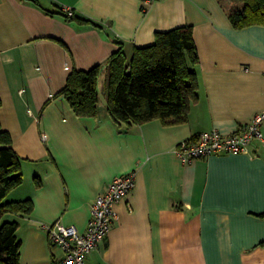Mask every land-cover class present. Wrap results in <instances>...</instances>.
I'll return each mask as SVG.
<instances>
[{"label":"crops","instance_id":"1","mask_svg":"<svg viewBox=\"0 0 264 264\" xmlns=\"http://www.w3.org/2000/svg\"><path fill=\"white\" fill-rule=\"evenodd\" d=\"M228 0H0V126L21 160L22 183L5 202L30 199L16 221L19 264H53L63 250L48 226L86 228L90 206L117 175L135 186L84 264H264V143L248 153L182 163L176 146L199 133H232L264 109V25L236 28ZM70 7L76 18L57 13ZM190 25L197 98L182 122L118 124L107 112L76 115L57 94L73 70L129 59L155 32ZM264 133V122L261 125Z\"/></svg>","mask_w":264,"mask_h":264},{"label":"trees","instance_id":"2","mask_svg":"<svg viewBox=\"0 0 264 264\" xmlns=\"http://www.w3.org/2000/svg\"><path fill=\"white\" fill-rule=\"evenodd\" d=\"M228 2L227 14L234 27L264 25V0ZM57 13L68 20L100 26L92 20L76 18L75 14L68 17L61 9ZM197 64L192 26H177L155 32L154 42L135 47L129 59L120 47L103 64L88 70L73 69L57 94L66 97L76 115L96 116L98 79L104 72L107 112L118 124H142L152 119L166 123L182 122L186 120L190 103L197 98ZM22 180L21 160L12 147L9 133L0 126V264H19L18 223L3 221L2 217L6 213L31 212L30 199L4 201L8 192Z\"/></svg>","mask_w":264,"mask_h":264},{"label":"built area","instance_id":"3","mask_svg":"<svg viewBox=\"0 0 264 264\" xmlns=\"http://www.w3.org/2000/svg\"><path fill=\"white\" fill-rule=\"evenodd\" d=\"M70 17L74 14L70 7L63 8ZM264 122V109L254 114L251 120L239 130L223 133L211 129L199 133L195 138L180 142L174 149L175 156L182 163L220 154H244L254 140L264 143L261 125ZM135 186V172L115 176L105 191L99 194L90 206V216L85 230L59 221L48 226L51 244L59 246L64 253L62 259L53 264H84L86 255L104 239L114 223V204L130 194Z\"/></svg>","mask_w":264,"mask_h":264}]
</instances>
